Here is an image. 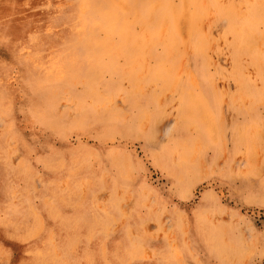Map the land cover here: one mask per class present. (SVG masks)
I'll return each mask as SVG.
<instances>
[{"label":"rangeland","instance_id":"obj_1","mask_svg":"<svg viewBox=\"0 0 264 264\" xmlns=\"http://www.w3.org/2000/svg\"><path fill=\"white\" fill-rule=\"evenodd\" d=\"M0 264H264V0H0Z\"/></svg>","mask_w":264,"mask_h":264},{"label":"bare ground","instance_id":"obj_2","mask_svg":"<svg viewBox=\"0 0 264 264\" xmlns=\"http://www.w3.org/2000/svg\"><path fill=\"white\" fill-rule=\"evenodd\" d=\"M170 2H171V1H170ZM124 3H125V2H124ZM71 7H72V5H71ZM78 7H79V6H78ZM148 13H149V12H148ZM154 14H155V13H154ZM113 15H114V14H113ZM146 16H147V15H146ZM124 20H125V19H124ZM66 21H67V20H66ZM68 21H69V20H68ZM166 22H167V21H166ZM79 24H80V23H79ZM81 24H82V23H81ZM81 24H80V25H81ZM36 263H37V261H36Z\"/></svg>","mask_w":264,"mask_h":264}]
</instances>
